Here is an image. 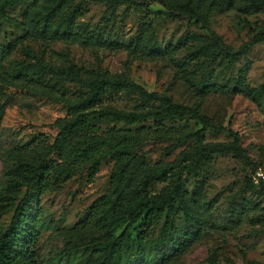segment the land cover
Here are the masks:
<instances>
[{"label": "rangeland", "instance_id": "374dc122", "mask_svg": "<svg viewBox=\"0 0 264 264\" xmlns=\"http://www.w3.org/2000/svg\"><path fill=\"white\" fill-rule=\"evenodd\" d=\"M58 1H31L0 16L1 227H8L21 200L31 195L28 216L39 230L33 247L38 264L111 262L106 244L126 224L97 226L94 205L110 187L114 160L103 161L92 180L89 166L82 165L72 179L52 183L47 192L36 186L8 188L11 172L24 162L25 153L54 142L57 124L68 116L66 102L81 98L87 84L104 75L137 83L196 111L210 124L203 144L222 146L192 172L187 184L185 204L198 219L181 209L169 234L163 231L164 217L153 225L132 226L131 239L112 263L264 264V187L250 181L255 171H264V10L243 13L237 1L191 0L209 29L178 8L189 0H164L172 8L162 0L149 5L142 0H68L83 13L70 36L63 28L67 12L58 8ZM252 38L259 41L240 52ZM42 64L71 71L72 76L43 71ZM20 67L29 68L27 77ZM142 99L130 91L108 106L121 113L159 107ZM201 121L186 117L163 124L167 129H197ZM93 123L101 129L113 126L108 120ZM143 126L154 123L116 128ZM176 137L174 132L164 141L148 138L142 145L149 151L148 161H172L197 144L196 138L179 142ZM59 162L57 153L48 158L50 164ZM163 186L157 185L156 191ZM141 232L145 248L138 257L135 239ZM185 232L192 233L187 240Z\"/></svg>", "mask_w": 264, "mask_h": 264}, {"label": "trees", "instance_id": "16d2710c", "mask_svg": "<svg viewBox=\"0 0 264 264\" xmlns=\"http://www.w3.org/2000/svg\"><path fill=\"white\" fill-rule=\"evenodd\" d=\"M37 0H0V16L6 17L7 11L15 6L25 5ZM120 1V0H113ZM137 3L138 0H129ZM159 0H142L149 5ZM232 4L238 2L243 13H255L264 10V0H227ZM191 0L178 4L184 15L198 18L206 28L210 29L208 21L203 18ZM167 7L171 4L162 0ZM58 8L67 12V19L63 28L67 34H75V20L82 15V9L70 5L68 0H59ZM219 47L225 46L219 37L212 31ZM259 40L252 38L243 45L240 52H244ZM226 50V49H225ZM43 71L56 75L72 72L63 68L40 65ZM28 67H20L21 75L28 76ZM264 89V84L262 85ZM130 91L137 92L143 97L144 104L157 102L158 108L149 111H133L121 113L108 106L122 98ZM68 116L58 125V133L52 144L36 146L25 153L24 162L11 172L9 189L16 186L32 188L36 186L43 193L47 192L50 185L64 184L72 179L82 165H88L87 176L92 180L99 172L101 164L106 159L115 161L111 172V184L104 195L95 202L98 209L96 218L97 226H109L125 223L124 230L119 235H112L106 244L108 258L112 261L120 253L121 248L131 239L129 230L132 226L141 223L153 225L157 219L164 217L163 231L169 234L173 228L174 218L182 209L185 214L198 219L195 210L189 209L185 204L187 184L193 171L210 158L209 154L222 148L220 145L203 144L204 133L210 124L201 119L198 113L180 104L173 103L169 98L149 91L143 86L118 77L99 75L87 84L86 93L76 100L66 102ZM0 103V115L2 113ZM186 117L202 120L200 128L184 127L165 128L166 120L184 119ZM95 120H108L113 126L101 129L93 122ZM152 121L154 127L116 128L118 124L124 126L140 125ZM176 132V140L182 142L188 138H196L197 144L189 149L182 150L169 162L151 164L148 161V152L142 145L150 137L164 141L172 138ZM229 134L238 140V133L228 129ZM237 146L233 151L237 152ZM28 150V149H27ZM59 154L60 161L56 165L48 163L52 154ZM251 183L253 179H250ZM164 183L159 192L156 186ZM264 187V182H261ZM31 195H26L17 206L8 227L0 225V264H38L36 261L34 244L37 242L39 230L37 222L28 216V209L33 202ZM32 197V196H31ZM194 202V199L192 200ZM2 205V203L0 204ZM186 240L192 233H184ZM146 236L141 232L136 237L135 253L138 257L144 253ZM192 238L190 239V241ZM186 242V241H185ZM212 264H216L213 262Z\"/></svg>", "mask_w": 264, "mask_h": 264}, {"label": "built area", "instance_id": "2783aa9c", "mask_svg": "<svg viewBox=\"0 0 264 264\" xmlns=\"http://www.w3.org/2000/svg\"><path fill=\"white\" fill-rule=\"evenodd\" d=\"M252 178H253L254 182L257 184L264 182V171L263 170L262 171L261 170L255 171Z\"/></svg>", "mask_w": 264, "mask_h": 264}]
</instances>
